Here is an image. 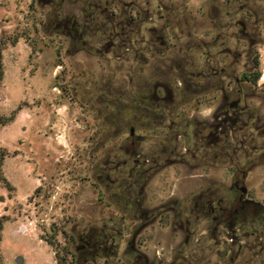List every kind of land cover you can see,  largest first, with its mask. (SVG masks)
<instances>
[{"label":"rangeland","instance_id":"374dc122","mask_svg":"<svg viewBox=\"0 0 264 264\" xmlns=\"http://www.w3.org/2000/svg\"><path fill=\"white\" fill-rule=\"evenodd\" d=\"M123 11L136 19L126 32L133 46L122 39ZM113 15L118 27L107 31ZM234 32L237 43L227 38ZM1 48L0 171L12 189L0 177V264H18L19 257L22 264H136L130 243L141 212L125 207L132 193L123 190H143L144 209L173 208L172 217L146 229L138 242L150 262L181 264L196 253L204 264H217L220 253L229 259L239 250L249 258L251 241L253 264H264V215L253 220L252 238L243 235L240 242L227 228L214 235L207 211L197 221L195 209L198 195L233 196L235 165L247 172L250 197L264 206V0H0ZM178 62L189 74L203 73L198 96L183 94ZM250 72L261 73L257 85L241 81ZM157 83L173 97L161 103L165 124L150 119L138 126L124 107L142 103L141 96L151 106ZM158 95L167 96L161 89ZM234 102L247 110L236 124L243 128L217 159L224 143L206 135L215 114ZM172 122L188 138L171 132ZM133 126L136 147L129 143ZM196 147H203L197 160H182ZM135 154L149 176L140 186H131L133 165L116 170ZM158 154L162 160L153 169ZM187 222L188 232L173 226ZM90 235L116 243L110 240L93 258L78 250L80 237Z\"/></svg>","mask_w":264,"mask_h":264},{"label":"flooded vegetation","instance_id":"af4514ba","mask_svg":"<svg viewBox=\"0 0 264 264\" xmlns=\"http://www.w3.org/2000/svg\"><path fill=\"white\" fill-rule=\"evenodd\" d=\"M180 11L181 9H175L176 13ZM76 26V25H74ZM75 30V29H74ZM73 30V31H74ZM156 31L155 29H152V32ZM77 33V31L75 32ZM231 36L235 37L236 32H234ZM163 37V36H162ZM175 65H177L176 69L181 70V86L183 90V94H188L190 89L192 90L193 93H196L197 96L199 95V84L197 81L201 78H203V73H198L196 76L193 74H189L187 71V66L185 65L184 62H178ZM226 71L223 70L222 74L225 75ZM218 76V73H217ZM214 78V77H213ZM214 87V86H212ZM163 90L166 92L167 96L166 97H161L158 95V90ZM212 89V88H211ZM154 93L151 94L148 98V100L152 103L150 106L148 104L147 100H142V103H138L137 105V110L135 113V120L133 121L135 124L138 126L146 127L148 126V122L150 119L153 120L154 123L163 125L165 124V111L167 110L164 106H162L161 103H167L168 100L173 101V97L170 94V91L168 87L165 84L162 83H157L154 86ZM220 92L223 94V98L227 101L229 96L226 94L227 90L225 86L222 87V90ZM152 107V108H151ZM161 111V113H160ZM247 113V110L242 108L238 109V104L237 102L232 103L229 107L223 110H219L214 118L213 122L209 126L210 133L209 135H206L207 137L209 136L212 138L214 141H216V145H219L221 143H224L223 147L219 148V154L215 158L218 159V157L224 156V154H228L229 151L231 150L229 148V145L231 140L230 138H233L235 135L236 131V124L238 121V116L243 115ZM169 116V115H168ZM147 119V120H146ZM159 119V121L157 120ZM182 125L189 128V122L187 120L182 122ZM135 127L130 128V137H129V143L131 146L136 147L137 144L140 142V137L136 135L135 132ZM181 128V127H180ZM180 128H174V123L172 122L168 129L177 133L179 137H186L188 138V132H181ZM262 128V127H261ZM175 129V130H173ZM186 129V130H187ZM196 137L198 135L196 134ZM208 137V138H209ZM205 137L200 138L198 140L204 141ZM228 143V144H227ZM203 147H196L194 150H188L186 149V152L183 154V158L186 156H190L193 160H197L199 158V155L197 154V151L201 150ZM264 149V148H263ZM164 155L165 152H162ZM235 155H237L238 151L235 150L233 151ZM162 155L158 154L154 163L155 165L153 166V169H157L159 166L160 161L162 160ZM140 155L135 154V158L129 161H124L123 163H119L116 166V170L124 169L130 165H133L132 169L130 170V176L134 177L135 180L132 185H137L140 186L144 184L149 177L147 172L145 170L146 163L141 166L140 161L137 159L139 158ZM187 158V157H186ZM160 159V160H159ZM202 161H204L205 156L201 157ZM239 159V157H238ZM201 161V162H202ZM231 161H234V158L231 159ZM147 163L150 162L149 160L146 161ZM177 162V161H176ZM203 164V163H202ZM237 168V175L235 176L234 182H233V196L232 197H221V194H201L198 195L196 200V205L195 209H197V221H200V219L205 218L206 216V211H207V217L212 219L213 222V230L212 233L214 235H220L222 236L224 234V231L226 228L232 232L233 236L235 237L236 240L240 241L241 237L245 235V238H252L253 236V220L257 219L259 216L264 215V206L260 204L259 202H256L254 199H252L249 195L248 189L244 186L245 179L247 178V172L245 170L240 169L239 166H236ZM119 172V171H118ZM120 174V173H119ZM123 175V171H121V174ZM121 181V178L117 179V182ZM123 182L126 180L123 178ZM246 188L247 192L244 193L243 189ZM126 191L131 192V196L129 199H127L124 204L125 207L133 212L139 213L141 212L140 216H135L138 217L137 225H136V233L134 234V237L131 241V250H132V255L134 256V260L136 264H167L164 263L161 259L160 260H155L153 262H150L148 260L147 256L141 251L140 243L138 245V242H141V237L142 233L148 229L151 226L156 225L157 223L161 224V221L163 218L167 217H172L173 215V208L170 207L168 208L167 206H162L158 205L152 209H144L143 204V193L144 191L141 190L139 194H135V192L130 191V190H123V193ZM182 213L176 214V217L181 216ZM136 215V214H135ZM168 215V216H167ZM178 215V216H177ZM125 220V217L123 218V221ZM172 225V224H171ZM170 225V226H171ZM176 230H179L180 232H185L191 227V223L187 222L186 225L182 223H176L173 224ZM246 228H249L247 231ZM239 233V234H238ZM122 235V233H120ZM193 236L192 233L187 237L185 243L189 244L190 238ZM113 241V245L116 243V238L112 237L109 238L108 236L105 238V240L100 241L98 238L95 236H86V237H80V242H82V246L78 248L79 251H82L85 253L87 256L90 257H97L99 251H106V244L109 243V241ZM241 242V241H240ZM203 244L202 238H198L196 241L197 246H200V249L203 251L204 246L201 245ZM234 243V241H233ZM249 255L250 257L247 258L246 251L245 254L242 255L240 252L242 250H239V253H236L234 256H229V259L227 258L226 254H221L219 255V261L217 264H253L254 258L252 256V251H254L252 247L251 241H249ZM247 249V248H246ZM231 252V251H230ZM263 253V248L262 251ZM258 256V255H257ZM204 264V256L203 255H198L196 253H192L190 255V260L187 261V259L184 260L181 264ZM170 264H176V263H170Z\"/></svg>","mask_w":264,"mask_h":264},{"label":"trees","instance_id":"16d2710c","mask_svg":"<svg viewBox=\"0 0 264 264\" xmlns=\"http://www.w3.org/2000/svg\"><path fill=\"white\" fill-rule=\"evenodd\" d=\"M229 14H231V13H229ZM139 15H140V19H141V17H142V13H141V11H139ZM113 17H114V15H113ZM122 17H124V18H126L125 19V21L124 20H122V23H119V27H122V26H124L125 27V32H124V35H123V37H122V39L123 40H125V42L126 43H131V46H133V42H132V39H131V37L130 36H128V35H130V32H131V29H132V25L136 22L135 20V18L132 16H130V12H127V11H123V13H122ZM127 17H129V18H127ZM151 17V16H150ZM116 18H118V17H114V18H109L108 20H107V22H105V26H106V30L107 31H113L114 29H116L118 26V24L116 25V23L114 22V19H116ZM94 23V22H93ZM114 24V25H113ZM235 26H236V28H240L241 27V29H242V27L244 28V25L243 24H241V23H239V22H236V24H235ZM128 31V35H127V32ZM133 32V31H132ZM243 34V33H242ZM126 35H127V37H126ZM238 33H236V36L235 37H233V36H228L227 38L229 39V41H235L236 43H237V41H238ZM108 38L110 39V38H114V36H110V35H108ZM120 39V38H119ZM82 40V39H81ZM82 42H83V40H82ZM3 45H4V43L2 42V47H3ZM2 51H3V48H1V50H0V84H1V81H2V79H3V68H2ZM136 51V50H135ZM134 51V54H136L135 55V57L137 58V53ZM242 55H239L238 57L240 58ZM222 72L223 71H221L220 72V74H219V77L220 78H223L225 75H223L222 74ZM253 76V79H251L249 76ZM213 76H214V78L216 77H218L217 76V72H215L214 71V74H213ZM215 78V79H216ZM260 78H261V73H245V75L241 78V81L242 82H250V81H252L253 82V85H257V83H258V81L260 80ZM241 84V83H240ZM240 84H238L237 86H239ZM222 87L223 86H221V87H219L218 88V90H222ZM191 90V89H190ZM192 91V90H191ZM140 99H141V101L142 100H147V98H144L143 96H141L140 97ZM136 103V101L133 99L132 100V103ZM137 105L138 104H136V106L135 105H133V107H132V105L131 106H128L127 105V107H124V109H125V112H128V113H125V115L124 116H128V115H133V119L135 118L134 116H135V113H136V110H137ZM238 109H240V107H238ZM128 114V115H127ZM123 116V118H125ZM131 117V116H130ZM240 120H241V118H240ZM5 123L4 124H6L8 121H4ZM133 122V121H132ZM235 128L237 129V130H242V126L240 125V123L238 124V125H236L235 126ZM0 164H1V161H0ZM0 177L2 178V181L3 182H5L6 184H7V186H8V188L9 189H12V186L9 184V182L3 177V175H2V173H1V171H0ZM2 219H0V241H1V231H2V229H3V226H2Z\"/></svg>","mask_w":264,"mask_h":264},{"label":"water","instance_id":"95a60500","mask_svg":"<svg viewBox=\"0 0 264 264\" xmlns=\"http://www.w3.org/2000/svg\"><path fill=\"white\" fill-rule=\"evenodd\" d=\"M243 192L246 193V192H247V189L244 188V189H243ZM17 262H18V264H22V263H24V260L22 259V257H19V258L17 259Z\"/></svg>","mask_w":264,"mask_h":264},{"label":"crops","instance_id":"0c3cea01","mask_svg":"<svg viewBox=\"0 0 264 264\" xmlns=\"http://www.w3.org/2000/svg\"><path fill=\"white\" fill-rule=\"evenodd\" d=\"M264 79V78H263Z\"/></svg>","mask_w":264,"mask_h":264}]
</instances>
